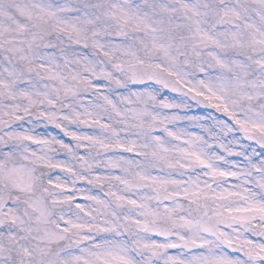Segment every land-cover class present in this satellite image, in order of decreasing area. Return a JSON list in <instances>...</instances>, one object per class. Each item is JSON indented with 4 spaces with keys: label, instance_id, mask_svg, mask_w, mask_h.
<instances>
[{
    "label": "snow or ice",
    "instance_id": "snow-or-ice-1",
    "mask_svg": "<svg viewBox=\"0 0 264 264\" xmlns=\"http://www.w3.org/2000/svg\"><path fill=\"white\" fill-rule=\"evenodd\" d=\"M0 264H264V0H0Z\"/></svg>",
    "mask_w": 264,
    "mask_h": 264
}]
</instances>
